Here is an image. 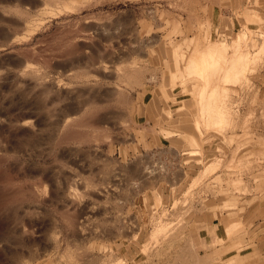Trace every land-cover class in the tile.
<instances>
[{"label":"rangeland","instance_id":"1","mask_svg":"<svg viewBox=\"0 0 264 264\" xmlns=\"http://www.w3.org/2000/svg\"><path fill=\"white\" fill-rule=\"evenodd\" d=\"M221 1L0 0V264H242L221 255L264 210V0ZM235 43L208 128L185 67Z\"/></svg>","mask_w":264,"mask_h":264},{"label":"bare ground","instance_id":"2","mask_svg":"<svg viewBox=\"0 0 264 264\" xmlns=\"http://www.w3.org/2000/svg\"><path fill=\"white\" fill-rule=\"evenodd\" d=\"M233 49L235 54L226 60L224 44L209 45L194 52L185 67L187 76L196 78L200 82L197 91L199 117L200 122L208 128L223 126L228 122L226 89L217 84L237 82L244 74L246 56L237 53V43L233 45ZM223 65L225 68L222 69ZM158 227H155L153 234L164 229Z\"/></svg>","mask_w":264,"mask_h":264},{"label":"crops","instance_id":"3","mask_svg":"<svg viewBox=\"0 0 264 264\" xmlns=\"http://www.w3.org/2000/svg\"><path fill=\"white\" fill-rule=\"evenodd\" d=\"M237 2H233V0H222L218 4L220 7H223V8L225 7L226 9L225 16L228 15L229 18L232 19L233 9L231 5H235V3ZM220 7H218V9H221ZM215 9H216L215 5H210V6L208 5L207 7V11L210 12L212 15ZM164 58L165 57H162V59ZM163 63L166 64V61H164ZM150 111L147 110L146 112H148L149 114ZM151 114H153V111H151ZM151 116L152 115H148V118L151 119L152 118ZM261 212L264 213V210H262V208L259 209L257 212L252 211V217L250 219L252 226L246 232V235H245L246 237L244 239V245L240 247L241 248L240 251L237 252L236 250L232 249V250H229L228 252H225L223 255H221L222 256L221 261L227 260L232 257L234 258V257L239 256V258H243L242 264H264V223L257 225L256 224L257 220L255 219V217L257 215H260ZM208 228L213 230L212 235L207 234L205 232L201 237V239H205L206 242H210L212 238L217 237L223 241L222 248H221L223 250L229 249L231 248L232 245L235 244V242L233 243V241L227 239L225 232H223L222 234H219V229L216 227V225L214 229H213V224H210Z\"/></svg>","mask_w":264,"mask_h":264}]
</instances>
